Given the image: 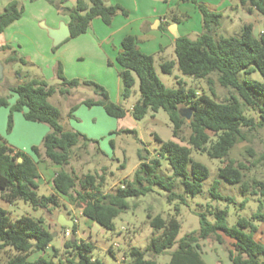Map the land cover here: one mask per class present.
<instances>
[{
	"label": "trees",
	"instance_id": "trees-1",
	"mask_svg": "<svg viewBox=\"0 0 264 264\" xmlns=\"http://www.w3.org/2000/svg\"><path fill=\"white\" fill-rule=\"evenodd\" d=\"M47 1L59 14L68 18L69 39L85 34L94 19H100L104 25L109 26L116 15L128 16L122 6L106 5L104 0H75L71 8L63 7L62 0L56 3L53 0ZM184 1L195 5L200 13L202 33L194 40L185 36L177 38L174 42L175 60L161 61L160 71L170 75L176 67L183 76L204 80L210 90V76L215 74L218 85L233 90L235 94L219 103L207 94L186 88L182 80L176 81V89L166 88L155 72L154 57L142 54L134 37H124L115 61L121 69L119 76L123 84V100L131 96L136 82L138 85L139 97L131 107L130 115L135 121H140L148 112L155 114L162 110L168 117L174 140L162 142L155 137L159 144L157 157L148 159L143 150H139L137 157L140 163L132 180H123L121 186L112 193H103V175L87 173L77 176L74 171L66 170L70 165L72 149L80 144L85 147L96 141L89 140L78 132L65 131L60 124L59 110L49 103V98L55 93L69 97L72 89L84 87L89 88L96 96V99L81 102L86 108L101 107L113 119L124 118L126 111L112 103L105 89L95 82L66 80L60 64L56 68V77L60 81L58 88L48 86L42 80L28 79V75L24 74L22 83L7 88L16 98L12 106L8 105L6 98L0 97V107L9 109L6 132L10 133L12 115L16 112H22L26 122L47 126L49 132L42 138V153L38 147L33 146L30 148V155L14 150L0 138L2 201L7 204L22 201L34 211H51L62 207L60 199L65 198L66 205L79 209L82 217L112 231L113 221L128 209L127 199L145 196L153 186L160 187L167 193L168 202H184L183 197L174 192L176 179H180L185 194L192 197L198 195L202 191V183L209 177V170L192 160V151L224 163L231 149L245 140L243 130L251 131L264 126V29L255 37L253 26L247 24L237 36L215 38L214 33L221 25V13L210 11L199 0ZM236 1L248 14L255 12L264 19V0ZM21 15L22 9L17 0H9L0 13V34L19 20ZM172 21L178 20L173 18ZM6 50H10V54L3 60V65H26L24 58L19 57L9 46L0 48V51ZM255 71L262 77V82L238 80V74L250 75ZM244 107L256 112L258 122L244 115ZM76 108L77 106L70 108L69 117H72ZM180 109L192 111L189 122L179 116ZM184 126L189 130L185 139L181 136ZM121 133L134 134V131L124 130ZM42 158L59 167L51 181L53 192L48 196L37 194L40 178L37 164ZM19 159L21 162H18ZM160 159L167 160L170 177L158 174ZM246 169L242 164L235 166L233 162H228L218 169L217 175L220 180L230 185H239L241 191L246 192L248 187L242 181V171ZM218 186L219 183L214 181L210 197L214 200L231 201V198L219 193ZM254 188L264 197V183H255ZM252 193L255 195L254 191ZM241 207H244V203ZM262 208L260 205L250 219L238 218L233 227L227 225L225 210L209 209L207 213L198 215L199 230L179 240L177 236L180 225L175 217L162 219L160 216L147 215L153 231L149 245L145 252L136 248L128 249V261L121 264H157L152 259H146L145 253L159 256L174 246L176 248L167 264H206L201 258L199 242L214 238L220 244L219 235L233 241V250L228 251L232 264H264V259H260L264 258V246L253 239L258 230L255 222H264ZM176 211L178 212L177 208ZM207 216L213 217V224L206 220ZM64 229L76 234V223L72 221V227ZM53 233L44 226L41 219L22 216L12 220L0 208V250L7 249L13 253L6 264H102L99 260L92 259L93 245L83 240L65 241L63 260L57 258L59 251L53 247L50 258L38 256L30 260L32 253L46 252L53 241Z\"/></svg>",
	"mask_w": 264,
	"mask_h": 264
},
{
	"label": "rangeland",
	"instance_id": "rangeland-1",
	"mask_svg": "<svg viewBox=\"0 0 264 264\" xmlns=\"http://www.w3.org/2000/svg\"><path fill=\"white\" fill-rule=\"evenodd\" d=\"M53 1L56 3L59 0ZM62 1L64 3L63 7L68 8L74 6L75 3V0ZM120 1L127 2V0ZM164 1L153 0L154 4L150 6V12H158ZM229 1L231 8L221 13V25L214 33L215 38L237 36L240 29L247 24L253 26V35L255 37L259 36L264 29L263 17L255 12L248 14L239 6L236 0ZM8 2L9 0H0V13ZM17 2L19 8L22 9L21 19L4 30L3 35L0 36V42L8 41L10 43L9 47L15 50L19 57L24 58L26 65L22 66L16 63L6 67L10 69L12 66L11 69L15 70V76H17L18 71L22 73L29 72V78L42 80L48 86L58 88L60 81L56 77V68L57 64H60L63 77L66 80L95 82L105 89L112 103L119 105L126 111L124 118L113 119L108 117L101 109L80 107V101L96 99L93 92L84 87L74 89L75 93L69 98L55 93L49 100L59 110L60 124L64 130L78 132L89 140L96 141V143H89L85 147L80 144L72 149L70 165L66 170L74 171L77 176L87 173L103 175L104 183L101 190L103 193H112L121 186L123 180H132L133 174L140 163L137 157L139 150H143V154L148 159H153L157 157L159 149L155 137H158L162 142L174 140L168 117L165 112L159 110L155 114L148 112L142 120L135 121L129 111L139 97L137 82L128 99L123 100L118 96L115 85L117 76L115 73L113 75L109 73V66L107 67L102 55L92 47H88L83 53L77 47L86 44L90 34L77 39L78 41L68 39L67 43L65 42L55 49L40 24L44 23L47 27H50L51 24L57 23L58 26L59 22L62 21L57 22L58 18H65V16L59 14L47 0H17ZM104 2L106 5H114L109 4V0H104ZM212 3L206 4L210 11L215 10V5ZM196 37L195 34L189 35L192 40ZM156 72L160 81L168 89H176V81L182 80L186 88L207 94L219 103L235 94L231 89L220 87L216 82L215 74L210 76L212 81L210 90L204 80H195L183 76L176 67L170 75H166L156 65ZM238 80L240 82L244 80L262 82V77L255 71L250 75L238 74ZM9 82L10 80L7 77L0 82V97L6 98L7 101L13 97L11 93L6 91ZM74 105L78 108L73 113V118H70L69 110ZM95 110H101V113H97ZM243 113L246 117L254 118L255 122H258L257 114L253 110L244 107ZM124 130L134 131V134L121 133ZM243 133L245 140L231 149L224 163L210 160L205 154L192 151V160L203 164L209 170V177L202 183V191L198 195L192 197L185 194L180 179H176L174 192L182 196L184 202L181 203L179 200L168 202L167 193L160 187L153 186L151 192L147 195L136 199H127L128 209L113 221L114 229L112 231L106 230L82 217L79 209L66 204L63 205V201L66 202L65 198L60 200L62 207L57 210L34 211L22 201L13 204L5 203L1 200L0 192V208L5 210L12 220H17L22 216L41 219L46 228L55 232V237L50 246L59 251L58 259L63 260V243L65 241L83 240L93 245L92 259L99 260L102 264H121L128 261V249L136 248L141 252H145L149 245L153 231L149 225L147 215L160 216L162 219L175 217L180 225L177 236V240H179L199 230L198 215L207 213L209 209L225 210L227 212L226 222L228 227H233L238 218L250 219L260 205L263 206L261 212L264 213V197H261L258 190L254 188L255 183H264V126L251 131L245 129ZM188 134L187 126H184L181 136L185 139ZM15 138L20 143L21 135L16 134ZM180 144L184 145L183 143ZM228 162H233L235 166L242 164L247 167L246 170L242 171V181L248 187L246 192H242L239 185H230L218 178V169ZM160 163L161 168L158 174L162 177H170L171 171L167 160L160 159ZM121 165L124 167L121 168ZM43 166L48 168L51 164L42 158L39 171L43 177V182H41L37 194L48 196L50 192L46 185L49 182H44L46 177ZM214 181L219 183V193L224 197L231 198V201L214 200L210 197V188ZM253 191L255 195H253ZM242 203H244L243 208L241 207ZM58 216H65L73 221L76 220V234L64 229L65 226H60L56 220ZM206 220L210 224L214 223L211 216H207ZM255 224L258 226V231L254 234L255 239L259 243H264V222H255ZM66 231L69 232L68 237L65 236ZM219 236L220 244L214 238L199 242L201 258L206 264L211 262L230 264L228 251L233 250V241L223 235ZM175 248L176 246L159 256H150L149 253H145V258L152 259L157 264H167ZM12 255L13 253L7 249L0 250V264H6L8 258ZM51 255V251L43 254L32 253L29 259L34 260L38 256L50 258ZM260 259L263 260L264 258L261 257Z\"/></svg>",
	"mask_w": 264,
	"mask_h": 264
},
{
	"label": "crops",
	"instance_id": "crops-1",
	"mask_svg": "<svg viewBox=\"0 0 264 264\" xmlns=\"http://www.w3.org/2000/svg\"><path fill=\"white\" fill-rule=\"evenodd\" d=\"M199 2H201L205 6L206 4H210V2H213L212 4L215 5V10L213 11L218 13L225 12L227 9L229 10L231 8V3L229 0H199ZM108 3L114 5L120 4L128 12V16L122 17L120 15H116L109 26L104 25L100 19H94L91 21L86 33L74 39L77 40L90 34V37L88 36L90 39L87 38V43L77 47L80 48L81 53L85 52L88 47H92L96 49L100 55H102L105 63H107V67L109 66V73L111 75L115 73V75L117 76L115 85L117 88V94L120 98H122L123 84L119 76L121 69L117 65L115 60L117 54L120 51V43L124 37H134L136 39L138 50L142 54L151 55L154 57V68L156 72V65L159 66L161 61L175 60L174 42L177 38L183 36L189 38L190 34H195L196 36H198L202 33L201 15L195 5H193L189 1L165 0L162 8L158 12H150V6L154 4L153 0H127L126 3L120 0H109ZM173 18L178 21L173 22ZM59 20H62L65 24L68 23V18L66 16L65 18H58L57 22ZM56 27L57 23L54 25H50V28ZM3 33L4 31L0 34V36L3 35ZM9 45L10 43L6 40L0 42V48L2 46ZM9 54L10 50L0 52V61L3 62V60L9 56ZM6 66L7 65H3V79L5 77L9 78L10 82L8 83V86H15L22 83V76L24 74L28 75V79H32L29 78V72L22 73L19 71L20 74H17V76H15V70L11 69L12 66L10 69ZM74 93L75 90L72 89L71 95L69 97L73 96ZM50 99L51 97L49 98V100ZM15 100L16 98L13 95V97L7 101L8 105L12 106L15 103ZM82 101L79 102L80 107L83 106L81 104ZM89 109L103 110L101 107H91ZM101 110H95V112L101 113ZM8 113V108L0 107V138L14 150L21 151L26 155H30V148L33 146L38 147L40 152L42 153L41 141L42 138L49 132L48 127L43 124L26 122L23 119L22 112H16L12 115V129L10 133H7L6 121ZM73 113L72 117L70 118H73ZM16 134L21 135L22 139L20 140V143L15 138ZM40 164L41 162L37 164L40 176L39 186L42 184L41 182H43V177L41 176V173L39 171ZM44 166L43 170L46 177V181L44 182H49L46 186L48 187V190L51 194L53 192L51 181L55 176V173L59 170V167L52 164L51 166H48V168H45ZM63 204H66V202L63 201ZM59 217L60 216L57 217V221L59 220ZM61 217V222L64 224H69V222L73 221L66 218L65 216ZM253 239L258 242L255 239V236H253ZM260 244L264 246V243ZM48 251L52 252L51 246L46 250V252ZM210 264H216V262H211ZM230 264L232 263L230 262Z\"/></svg>",
	"mask_w": 264,
	"mask_h": 264
},
{
	"label": "water",
	"instance_id": "water-1",
	"mask_svg": "<svg viewBox=\"0 0 264 264\" xmlns=\"http://www.w3.org/2000/svg\"><path fill=\"white\" fill-rule=\"evenodd\" d=\"M40 27L46 31L48 38L52 42L53 48H57L58 46H60L66 40H68L70 38L69 28H68L67 24H65L63 21H60L56 28L47 27L44 23H41ZM2 79H3V64L0 61V82L2 81ZM178 113H179L180 117L184 118L187 122H189L191 115H192L191 110L180 109L178 111ZM18 162H21V159H19ZM61 220H62V217L60 216L59 220L57 221V223L60 226H65L67 228L72 227V222H69V224H64L61 222ZM53 237H55V233H53Z\"/></svg>",
	"mask_w": 264,
	"mask_h": 264
},
{
	"label": "built area",
	"instance_id": "built-area-1",
	"mask_svg": "<svg viewBox=\"0 0 264 264\" xmlns=\"http://www.w3.org/2000/svg\"><path fill=\"white\" fill-rule=\"evenodd\" d=\"M73 222H74V223H76L77 221H76V220H74ZM65 236H66V237H68V236H69V232H68V231H66V232H65Z\"/></svg>",
	"mask_w": 264,
	"mask_h": 264
}]
</instances>
